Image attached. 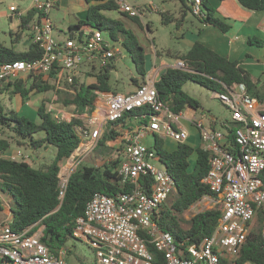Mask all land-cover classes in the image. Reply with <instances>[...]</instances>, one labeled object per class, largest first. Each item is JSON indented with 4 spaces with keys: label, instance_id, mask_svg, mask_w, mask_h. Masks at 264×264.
<instances>
[{
    "label": "built area",
    "instance_id": "2783aa9c",
    "mask_svg": "<svg viewBox=\"0 0 264 264\" xmlns=\"http://www.w3.org/2000/svg\"><path fill=\"white\" fill-rule=\"evenodd\" d=\"M59 1L32 0L30 10L36 11L37 19L31 24V40L40 47L42 57L32 63L15 61L1 66L0 82H27L30 76L50 75L56 71L51 79L57 85L55 89L66 90L64 82L72 84L83 66L106 68L117 64L121 49L100 30H88L82 37L77 34L67 41L54 38L55 24L50 15ZM115 2L121 12L142 21L160 11L154 4H141V0ZM190 4L194 17L204 15L202 0H190ZM10 12L19 23L28 13L15 5L10 7ZM175 68L184 69L185 65L178 62ZM155 83L154 78H147L135 92L127 94L102 96L97 91L98 96L105 98V103L91 115L58 107L56 97L47 106V111L57 121L73 118L83 121L79 131L89 141L82 143L81 152L97 147L106 124L115 123L146 106L151 110L138 118L141 121L138 126H121L116 129L118 139L108 141L113 144L121 140L116 158L120 160L118 174L121 183L129 189L115 197L95 194L85 215L76 221L73 239L84 241L95 250L96 264H157L148 244L166 255V264H239L252 231L260 229L264 240V106L249 95L245 84H239L218 94L221 103L232 113L230 121L220 123L223 131L206 127L202 121L190 120L199 132L200 148L209 154L210 168L204 182L213 197L203 199L213 202L215 199L222 214L210 238L195 243H190L189 239L176 242L155 220L158 209L176 192V182L156 149L147 146L145 140L147 136L154 139L158 136L177 145L186 144L190 133L180 125L183 115L175 114L160 99ZM71 173L67 170L60 173L61 200ZM11 222L8 219L0 224V264H69L67 249L55 255L41 242V228L34 233H30V229L18 232L11 228Z\"/></svg>",
    "mask_w": 264,
    "mask_h": 264
},
{
    "label": "trees",
    "instance_id": "16d2710c",
    "mask_svg": "<svg viewBox=\"0 0 264 264\" xmlns=\"http://www.w3.org/2000/svg\"><path fill=\"white\" fill-rule=\"evenodd\" d=\"M87 4L86 20L69 27V38L79 34L81 37L88 30H100L109 35V40L122 45L132 59L136 70L144 82L147 76V53L139 44L132 30L126 29L122 20L106 16V12H118L123 18L136 22L141 27L145 26L151 31V25H144L139 18L129 17L120 11L115 0H85ZM241 6L249 11L264 12V0H237ZM182 2L183 18L191 11V4ZM204 15L196 17L204 24L218 28L226 33L229 25L215 15L214 9L202 0ZM164 23L171 22L168 13H163ZM36 11L30 10L21 20L16 31L9 33L11 46L0 43V67L15 61L36 62L42 57V51L36 44H31L24 51H17L19 45L31 31V24L36 20ZM251 46H264V40L251 38ZM161 56L159 52H157ZM169 54V53H168ZM173 58L183 62L184 69L168 68L161 74L155 83L160 99L175 113L182 114L187 108L198 110L201 104L183 91L187 82H195L214 92H226L239 84H245L251 97L264 101V97L257 91V86L251 75L243 70L237 61H232L221 56L206 45L196 42L189 51L177 53ZM116 66V65H115ZM115 66L101 67L89 66L85 72V81L75 77L72 84L64 82L66 90L57 94L66 95L58 98L56 105L71 110L74 113L93 114L95 102L98 98L97 91L110 92V71ZM57 74L30 76L28 81H10L6 89H11L12 96H20L23 100L45 94L55 90L51 79ZM95 78V82L89 80ZM6 82V81H3ZM142 82V84H143ZM2 83V82H1ZM29 83V84H28ZM135 86L140 87L139 79H132ZM70 92V94H68ZM116 93V92H113ZM151 113L150 107L137 109L115 122L105 125V130L97 147L106 146L108 141H115L119 134L116 129L128 125V122ZM39 122L33 121L28 116L15 110L5 111L0 106V130L12 133L10 139L0 138V192L9 196L15 207H11V228L22 232L30 229L34 233L42 228L41 242L52 253L58 255L60 250L67 249L68 259L71 251L67 244L73 239V231L77 219L85 215L86 207L93 196L102 193L115 197L120 192L129 189L121 183L118 174L120 160L106 162L102 167L96 168L80 164L71 173L65 197L60 199V173L65 163L75 154L84 142L85 137L79 131L84 125L79 118L70 121H57L47 111L45 102L37 111ZM43 134L41 137L40 135ZM20 146H29L33 150L44 146H54L56 156L51 164L35 168L28 162L7 158L12 153V140ZM154 148L160 156L167 171L176 182V192L170 197L171 204L165 202L157 211L155 220L163 232L170 233L176 242L189 239L190 243L201 242L213 236L221 219L220 207L205 210L196 214L190 221V226L184 229L180 217L193 205L205 197H213V193L205 184L204 179L208 174L209 154L200 147L178 144L177 148L170 151L165 148L164 139L156 136ZM194 158V163L191 159ZM4 211L0 200V212ZM157 264H166V255L159 252L154 245L148 244ZM249 261L253 264H264V240L260 229L252 231L245 247L242 250L239 264ZM80 264H86L79 261Z\"/></svg>",
    "mask_w": 264,
    "mask_h": 264
},
{
    "label": "rangeland",
    "instance_id": "374dc122",
    "mask_svg": "<svg viewBox=\"0 0 264 264\" xmlns=\"http://www.w3.org/2000/svg\"><path fill=\"white\" fill-rule=\"evenodd\" d=\"M141 4H154L157 5L161 12L149 14L148 17L144 18V23L151 25V31L148 32L146 27H141L136 22L123 18L118 12H106V16L112 19L122 20L126 29H130L135 34L139 44L145 49L147 56L149 55L150 59H148L149 65L152 66L153 62L156 58V53L159 52L161 54V58L164 60V64L173 65L175 62L174 59L166 58V54L170 52L171 54H177L180 52H187L193 46L194 42L198 40V30L196 28H192L193 25L199 26L198 20H196L192 13L188 12L185 16L186 24L184 29L178 28L176 24V16L177 12L179 14V0H141ZM32 4V0H0V41L4 43L6 46H11V40L8 35L9 31L13 29V22H11L12 14L10 12V7L15 5L20 8H27ZM168 11L167 13L172 18L171 22L164 23L163 11ZM51 19L54 21L57 26L54 29V38L62 39L63 41H67L69 35V25L78 24L80 21L86 20L87 16V4L85 0H63L62 4L58 9H54L51 13ZM182 17V15H181ZM194 17V18H193ZM193 23V24H192ZM28 34L24 36V40L28 38ZM31 35V34H30ZM30 37V36H29ZM105 37L109 38V35L106 33ZM117 44L120 47L123 57L119 55V60L115 67H113L110 71V79L109 85L111 87V91H117L124 93L129 88H134L132 85V79H141L139 76L136 67L130 58V55L127 51L122 48V45ZM16 50L20 51L22 49L21 43L16 46ZM171 68V67H169ZM89 69V66H83L79 71L78 77H80V81H85V72ZM168 68H163L162 73H164ZM249 73L262 84L259 86L260 93L264 94V68L258 67L253 70H250ZM88 78V82H89ZM92 81V80H91ZM15 82V80H13ZM30 82V81H28ZM29 84V83H28ZM131 85V86H130ZM183 91L187 93L192 98L196 99L201 107L198 110L194 111H185L184 118L181 122H186L185 117L190 115L192 118L199 116L201 112H205L207 115L214 116L218 119V121L231 120L232 113L231 111L222 104L215 97V92L206 87L201 86L195 82H187L183 86ZM70 94V92H68ZM262 94V95H263ZM64 98L66 97L64 94H57L56 92H50L49 97L44 98L39 103L42 105L44 101L51 102L53 97ZM71 95V94H70ZM35 98V96H30L29 98L23 100L20 96H12L11 89H5L0 91V106L5 111L15 110L19 112L21 111L22 106L29 103V107H27L30 115H26L31 118L33 121H38V115L33 107L34 103L31 102V99ZM51 99V100H50ZM33 99L32 101H35ZM56 101V100H55ZM32 105V106H31ZM61 107L60 105H57ZM71 111V110H69ZM95 111H99V107H95ZM217 129L223 131L224 129L221 127V124H217ZM41 137L43 134L40 135ZM12 137V133L8 130H0V138L10 139ZM13 150L12 153L6 155L7 158L12 159L16 158L17 161H25L33 165L35 168H40L45 165L51 164L56 156L57 149L54 146H44L43 148L33 150L29 146H20V144L14 139L12 140ZM86 141H89V138H86ZM192 144L194 146H199L200 141L197 139H192ZM113 144H108L107 146L95 147L91 150V148H85V152H81L83 147V143L80 148L75 152V154L65 163L63 167L62 173H71L77 166L80 164L81 166H93L96 168L102 167L106 161L114 160L118 157L117 149L121 144V140L117 142H112ZM155 139L151 136H147L145 140V144L149 147H154ZM165 148L168 150H173L174 146L170 141L164 140ZM90 145V144H89ZM88 145V146H89ZM87 149V150H86ZM77 153L79 155L77 156ZM90 153V154H88ZM20 154V155H18ZM74 156H76L75 160ZM191 162L194 163V158L191 159ZM72 170H71V165ZM70 167V168H69ZM71 171V172H70ZM0 200L2 201V205L4 207V211L0 212V221L3 223L12 217V211L10 208L14 206L12 199L0 192ZM214 200L202 199L195 205H193L184 215L180 217L181 224L184 229L189 228L191 219L198 214L199 212L220 207L215 203ZM167 202L169 206L172 202V198ZM12 220V218H11ZM42 229V228H41ZM67 248L71 251V256L68 259L69 264H80L79 261H83L86 264H96V253L95 250L86 242L78 241L72 239L68 242Z\"/></svg>",
    "mask_w": 264,
    "mask_h": 264
},
{
    "label": "crops",
    "instance_id": "0c3cea01",
    "mask_svg": "<svg viewBox=\"0 0 264 264\" xmlns=\"http://www.w3.org/2000/svg\"><path fill=\"white\" fill-rule=\"evenodd\" d=\"M62 1L63 0L59 1V4H58L56 9H58L60 7V5L62 4ZM183 1H185L187 4H189V2H190V0H183ZM179 2H180L179 6H178L179 14L177 12L176 24H177L178 28L184 29V26L186 24V18H183V10H182L181 0H179ZM203 2H204V4L207 2L210 6H212V8L214 9L215 15L218 18L224 20L225 23L227 25H229V30H228V32L224 33L221 30H219L218 28L206 25L202 21H200L198 18H195L196 20H198L199 26L193 25V27H192V28H196L198 30V40H196L194 42V44L196 42H200V43L206 45L207 47L211 48L212 50H214L215 52H217L221 56L227 57L232 61H237L239 63V66L248 73L250 70H253V69L258 68V67L264 68V46H255V45L251 46L248 43L249 39H251V38H257L260 40H264V12L249 11V10L243 8L237 0H203ZM31 5L27 8H23V9L21 8V10H23L24 12L27 13L30 10ZM143 5H149V4H143ZM159 12H161V10ZM165 12L167 13L168 11L164 10L163 13H165ZM181 15H182V17H181ZM50 18H51V16H50ZM170 20L172 21V18H170ZM11 22H13V29L10 30L9 33L11 31H16L18 29L19 24H20L18 19L14 18V17L11 18ZM142 22L144 25H146V23H144V21H142ZM70 26L71 25H69V27ZM56 28H57V26L55 25V29ZM9 33H8V35H9ZM9 37H10V35H9ZM57 41H63V40L57 39ZM0 43L4 44L1 41H0ZM31 44H32V40H31V35L29 34L28 38H26L25 40H24V38L22 39L21 45H22L23 50H20V51H24V50L28 49V47ZM8 47H10V46H8ZM168 53L166 54L167 55L166 58L174 59L173 58L174 54H171L170 52H168ZM180 53H183V52H180ZM123 55L124 54L121 51L120 56L123 57ZM158 55L159 54L156 53V58H155L152 66L149 65L150 61L148 62V59H147V72L148 73H147L145 80L147 78H154L157 81L159 79V77L161 76V74H163L162 73L163 68H169V67L175 68L177 63H178V61H176L174 59L175 62L173 63V65L170 66V64H164L163 63L164 60ZM147 58L150 59L149 55L147 56ZM251 78L257 86V91H259V86H261L262 84L260 83V81H257L252 75H251ZM137 79H139V78H137ZM141 79H140V81H141V85H142L143 81ZM91 80H92V82H95V78H91L90 81ZM10 81H12V80L2 82V83L0 82V91L5 90L6 87L8 86V84L10 83ZM51 83L54 85V87L55 86L57 87V85H55V83L53 81H51ZM132 85L134 86V88L127 89V91L124 92L123 94L135 92L137 90L138 86H135L133 83H132ZM62 88H63V86H62ZM52 91H54L56 93L58 92V90H56V89L52 90ZM52 91H49L45 94L36 95L35 98H33V99H36L35 101H32L33 99H31V102L34 103L33 107L35 108L36 112L38 111V108L41 106V104L39 103V100L41 102L44 98L49 97L50 92H52ZM59 91L64 92L63 89L62 90L59 89ZM113 92L121 93V92H117V91H110V92H101V94H102V96H104L106 94L113 93ZM219 93H222V92H215V94H214L216 99H218V100H219V98H218ZM259 93H260V91H259ZM262 94L263 93H260V95H262ZM30 96H32V94ZM102 96L99 95L96 102H95V107L98 106L100 109H102V107H104V103H105V98ZM262 96L264 97V94ZM16 97H19V96H16ZM55 97H57V95ZM49 98H51V97H49ZM44 102L46 104V107L50 103V101L47 103H46V101H44ZM262 104L264 106V101L262 102ZM29 106H30L29 103H26V105L22 106V108H21L22 112H19V110L17 112L29 116L30 112H28V109H27V107H29ZM189 110L194 111V109H192V108H187L186 111H189ZM94 111H95V109H94ZM182 115L184 118L185 112H183ZM185 119H186V122H181L180 125H181V127L189 130L190 138H189L187 143L192 145L195 148L200 147L201 143L199 146H194V144H192V142H191L192 139H194V138L197 139L198 141H200V139H199L198 130L196 129L195 125L192 124V122L190 120H192L193 122L202 121L206 127H214V128H217V124L222 122V121L219 122L218 119L215 118L214 116L207 115L205 112H201L199 114V116H197L195 118H192L190 115H187L185 117ZM39 121H40V119H38V121H36V122H39ZM224 121H229V120H224ZM140 122H141L140 119H134V120L129 121L128 124L138 126L140 124ZM167 141H170L171 144L174 146L173 150H175L177 148V144L175 142H173L171 140H167ZM109 143L110 142H107V145ZM173 150H170V151H173ZM62 171L63 170H61V172ZM1 223H3V221L2 222L0 221V224Z\"/></svg>",
    "mask_w": 264,
    "mask_h": 264
}]
</instances>
